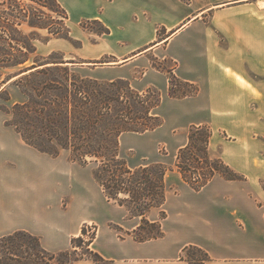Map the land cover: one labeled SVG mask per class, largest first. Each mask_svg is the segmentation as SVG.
<instances>
[{
  "label": "crops",
  "instance_id": "0c3cea01",
  "mask_svg": "<svg viewBox=\"0 0 264 264\" xmlns=\"http://www.w3.org/2000/svg\"><path fill=\"white\" fill-rule=\"evenodd\" d=\"M57 1L78 30L82 60L71 66L84 73L76 72L161 95L152 115L163 125L123 133L119 154L132 148L147 165L172 166L188 144L189 128L209 126L211 156L246 180L215 176L195 191L177 169L168 172L165 204L147 217L160 223L164 236L139 242L131 234L141 218L108 200L88 170L92 165L36 151L0 111V220L21 224L9 234L29 232L47 251L59 253L72 248L83 227L95 226L90 249L109 264H189L183 256L191 246L209 255L204 264H264V142L258 139L264 137V0ZM83 22L107 31L91 42ZM153 60L173 63L174 75L196 85L198 94L172 97L169 74L155 69Z\"/></svg>",
  "mask_w": 264,
  "mask_h": 264
},
{
  "label": "trees",
  "instance_id": "16d2710c",
  "mask_svg": "<svg viewBox=\"0 0 264 264\" xmlns=\"http://www.w3.org/2000/svg\"><path fill=\"white\" fill-rule=\"evenodd\" d=\"M0 0V70L18 69L12 77L0 81V98L10 100L4 86L13 78L28 98L27 102L14 104L0 110L12 116L7 123L15 128L23 141L36 151L57 158L69 153L70 160L81 166L93 165V177L102 187L109 201L124 207L131 217L141 218L140 227L131 235L136 241L145 242L164 236L160 223L150 222L149 213L165 204L167 185L165 177L170 170L164 164H150L131 168L120 157V136L123 133H146L160 128L164 121L152 115L161 104V95L150 89L146 94L134 91L127 81L101 82L84 78L73 71L67 62H53L50 57L36 56L37 47L26 35L24 28L46 30L49 36L41 39L71 41L67 27L68 14L57 0ZM47 1H50L51 7ZM44 9L55 13L63 31L48 25ZM51 19V18H50ZM57 22V21H56ZM55 22V23H56ZM153 66L169 74L170 94L183 98L198 94V87L181 81L173 70H167L154 60ZM0 73V78H1ZM194 90L187 92L181 87ZM154 93L156 98L151 99ZM146 109H145V105ZM213 131L209 126H191L188 144L177 154L176 168L183 180L195 191L202 190L215 176L227 181H245L246 177L234 171L221 158H213L209 145ZM165 212L161 218H165ZM121 231L119 227H114ZM155 230L145 235L147 229ZM86 227L82 235L72 239V248L52 253L47 251L41 239L26 231H16L0 237V264H74L89 259L96 264L107 262L91 251ZM78 249L83 251L80 255ZM84 250L86 252H84ZM191 250L200 252L201 259L187 257ZM189 264H204L209 255L198 247H189L183 256Z\"/></svg>",
  "mask_w": 264,
  "mask_h": 264
},
{
  "label": "rangeland",
  "instance_id": "374dc122",
  "mask_svg": "<svg viewBox=\"0 0 264 264\" xmlns=\"http://www.w3.org/2000/svg\"><path fill=\"white\" fill-rule=\"evenodd\" d=\"M22 3H24V5H28L29 1L22 0ZM47 4H48L49 7H51L50 1H47ZM44 11L47 13V16L49 18L47 24L50 25L53 30H60V32L63 31V28H62L63 26L59 24L60 21H62V19L59 18L55 13L51 12L48 9H44ZM65 23L67 24V27L71 31V34H70V36L72 38L71 41L66 40V39L53 38L48 43H43L41 41V39H45L46 37L49 36V33L46 30H33V29H29V28L25 27L24 28V32H25L26 35H29L30 33H32L30 40L31 39H38V40L33 41V44L36 45V47H37L36 56H39V57H42V58L50 57L51 60H53V62H61V61L67 62V65L70 66V68L73 71H75V72L78 71L80 73L81 72L84 73L83 70H80V69L74 70L75 67L71 66V64L78 63L79 60H82L81 57H79V55H78V48L80 47L81 43H80V41H79V39L77 37V31L78 30L74 29L73 27H71L69 25V23H68V20ZM81 28H82L83 32H86L88 35H90L91 42L96 41L97 36H100V35H102L103 33H105L107 31L100 24L90 23V22H83L81 24ZM153 61H152V65H153ZM156 61L160 62L161 66L164 67L165 69H167V70H171L172 69L173 70V67H174L173 63L167 62V61L166 62H162V61H159V60H156ZM77 68H79V67H77ZM17 70L18 69H13V70H3V69H1L0 73H1L2 76L0 78V81L12 77L16 72H18ZM78 72H76V73H78ZM163 72H165V71H163ZM17 78H13L11 81H9L4 86L3 90L5 89L6 93H2L1 96L5 98L9 94L10 100L9 101H5L4 99L0 98V106L1 107L11 108L14 104L24 103V102L28 101V98L22 93V91L19 88V86L15 85V83H13ZM84 78H87V77H84ZM90 79H92V78H90ZM101 82H106V81H101ZM181 89L184 90V91H187V92H192L194 90L193 88L184 87V86H182ZM156 97H157V95L154 94V93H152L150 95L151 99L156 98ZM146 106H147V104L145 105V109H146ZM0 111L2 113H5L2 110H0ZM6 119L8 120L7 121V123H8L12 119V116L6 114ZM212 131H213V129H212ZM215 134H216V136L218 138H221V139L225 138L223 133H219V132L216 131ZM263 138L264 137H262L260 135L258 137V139H261L264 142ZM263 145H264V143H263ZM159 150L162 153L167 154V151L165 150L164 146H160ZM217 150L219 151L220 148H217ZM261 152H263V155H264V150H262ZM120 155H121L122 159L126 160V162L128 163V165L131 168H137L139 166L149 164L148 161H145V158L143 157V155L141 153L135 151L132 148L127 149L125 152H122ZM60 158L63 161H65V162L67 160H70L69 154L63 153V152L61 153ZM176 160H177V157H176ZM165 166H167V165H165ZM167 167L170 169L168 172L173 171L174 169H177L176 168V162H175V165L167 166ZM92 169H94L93 165L88 170L92 171ZM261 187H262V191H263V195H264V178L261 181ZM67 204H68V200L66 198H63L61 205L63 207H66ZM20 225L21 224L19 222H15V221H9V222L5 221V222H3V221L0 220V237H2V235H7V234L13 232L15 229L19 228ZM95 232H96V227L95 226L86 227V235L83 236L85 241L88 242L90 240V238L93 237ZM155 233H156L155 230H152V229L148 228L147 231L145 232V235H152V234H155ZM78 252H79L80 255L83 254V251L81 249H78ZM84 252H86V251L84 250ZM187 257H189L190 259H196V258L197 259H201L203 257V255L200 252L196 251V250H194V251L191 250ZM106 264H109V263H106Z\"/></svg>",
  "mask_w": 264,
  "mask_h": 264
}]
</instances>
